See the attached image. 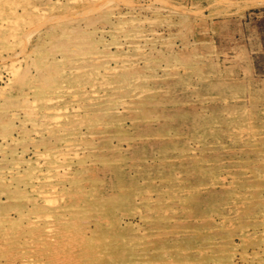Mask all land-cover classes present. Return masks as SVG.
I'll return each instance as SVG.
<instances>
[{
	"label": "rangeland",
	"instance_id": "obj_1",
	"mask_svg": "<svg viewBox=\"0 0 264 264\" xmlns=\"http://www.w3.org/2000/svg\"><path fill=\"white\" fill-rule=\"evenodd\" d=\"M0 264H264V0H0Z\"/></svg>",
	"mask_w": 264,
	"mask_h": 264
},
{
	"label": "bare ground",
	"instance_id": "obj_2",
	"mask_svg": "<svg viewBox=\"0 0 264 264\" xmlns=\"http://www.w3.org/2000/svg\"><path fill=\"white\" fill-rule=\"evenodd\" d=\"M92 8L91 7H88L86 10H91ZM97 9V8H96ZM75 10V9H74ZM76 12V11H75ZM86 12V11H85ZM80 13H81V11H80ZM79 13V11H78V13L77 14H80ZM83 13V12H82ZM58 16V15H57ZM79 16V15H78ZM79 38V37H78ZM65 39H68L69 41H70V37H68V38H65ZM53 100V99H52ZM72 108V107H71ZM59 109V108H58ZM50 119V118H49ZM45 153V152H44ZM46 155V154H45ZM77 155V154H76ZM47 156V155H46ZM58 168V167H57ZM56 168V169H57ZM46 178V177H45ZM54 188V187H53ZM52 191V190H51ZM43 195H45V194H43ZM52 195V194H51ZM53 201V200H52ZM31 223V222H30ZM36 234V233H35ZM35 246V245H34ZM35 248V247H34ZM57 248V247H56ZM62 250V249H61ZM65 254V253H64ZM54 255V254H53ZM70 255V254H69ZM47 257V256H46ZM56 258V257H55ZM71 258V257H70ZM74 258V257H73ZM11 262V261H10ZM61 262V261H60ZM58 263V262H57ZM62 263V262H61ZM64 263V262H63Z\"/></svg>",
	"mask_w": 264,
	"mask_h": 264
}]
</instances>
